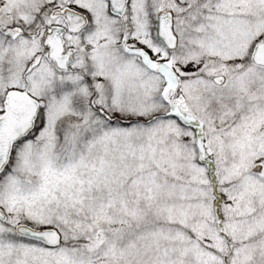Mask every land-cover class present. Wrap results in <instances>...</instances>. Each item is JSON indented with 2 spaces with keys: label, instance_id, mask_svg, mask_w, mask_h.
Here are the masks:
<instances>
[{
  "label": "snow or ice",
  "instance_id": "snow-or-ice-1",
  "mask_svg": "<svg viewBox=\"0 0 264 264\" xmlns=\"http://www.w3.org/2000/svg\"><path fill=\"white\" fill-rule=\"evenodd\" d=\"M0 264H264V0H0Z\"/></svg>",
  "mask_w": 264,
  "mask_h": 264
}]
</instances>
